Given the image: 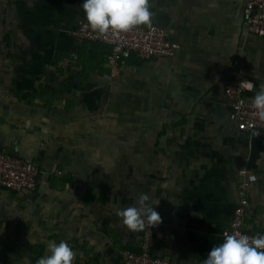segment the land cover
Returning <instances> with one entry per match:
<instances>
[{"label":"crops","instance_id":"obj_1","mask_svg":"<svg viewBox=\"0 0 264 264\" xmlns=\"http://www.w3.org/2000/svg\"><path fill=\"white\" fill-rule=\"evenodd\" d=\"M246 1L149 0L151 24L179 48L114 66L108 45L71 34L83 0H0V148L41 143L37 188L0 186V264H36L61 240L72 264H123L144 229L117 210L141 193L161 217L153 253L203 264L231 225L244 168L245 224L264 233V140L250 164L252 134L225 92L238 78L264 88V37L248 32Z\"/></svg>","mask_w":264,"mask_h":264},{"label":"built area","instance_id":"obj_2","mask_svg":"<svg viewBox=\"0 0 264 264\" xmlns=\"http://www.w3.org/2000/svg\"><path fill=\"white\" fill-rule=\"evenodd\" d=\"M245 17L248 32L264 37V0H247ZM71 34L81 40L99 42L110 47L109 61L111 65L137 55L141 59H156L171 57L179 48V44L170 40L165 29L157 24L136 26L127 32L109 31L105 34L92 31L86 20H81L71 29ZM255 82L248 78L232 79L227 84L225 92L231 102L232 115L239 128L250 134H256L264 140V120L252 107ZM242 182L238 190V204L229 228L223 231V236L246 235L250 239L258 233L246 227V211L249 206V193L252 178L248 169L241 170ZM39 166L21 156L0 148V186L13 191H32L39 183ZM147 223V222H146ZM161 222L155 226L144 228V234L139 250L123 248L120 256L123 264H170L168 257L159 256L152 251L154 232Z\"/></svg>","mask_w":264,"mask_h":264},{"label":"clouds","instance_id":"obj_3","mask_svg":"<svg viewBox=\"0 0 264 264\" xmlns=\"http://www.w3.org/2000/svg\"><path fill=\"white\" fill-rule=\"evenodd\" d=\"M82 8L90 29L100 34L127 32L136 26L151 25L149 0H83ZM252 107L264 120V88L252 98ZM149 200L146 193H141L134 206L117 210L129 231L150 229L161 222ZM46 252L48 254L39 257L36 264H72L74 252L66 241L48 242ZM203 264H264V233L251 239L246 235H226L222 243L208 251Z\"/></svg>","mask_w":264,"mask_h":264},{"label":"water","instance_id":"obj_4","mask_svg":"<svg viewBox=\"0 0 264 264\" xmlns=\"http://www.w3.org/2000/svg\"><path fill=\"white\" fill-rule=\"evenodd\" d=\"M261 139L256 135L252 134L251 138V154L249 157V162L252 164L256 156L259 152V144H260ZM41 147L40 142H31L26 139H21L19 144L15 145V151L13 152L14 155L21 156L27 160L33 161L36 153Z\"/></svg>","mask_w":264,"mask_h":264}]
</instances>
